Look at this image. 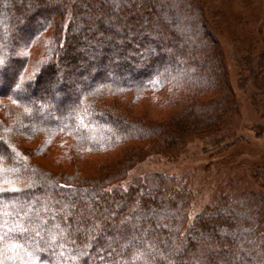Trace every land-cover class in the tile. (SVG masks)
<instances>
[{
	"label": "trees",
	"instance_id": "obj_1",
	"mask_svg": "<svg viewBox=\"0 0 264 264\" xmlns=\"http://www.w3.org/2000/svg\"><path fill=\"white\" fill-rule=\"evenodd\" d=\"M0 1V264H264L263 174L190 221L171 175L109 187L149 155L232 138L239 107L206 1ZM52 73L66 107L46 96Z\"/></svg>",
	"mask_w": 264,
	"mask_h": 264
},
{
	"label": "rangeland",
	"instance_id": "obj_2",
	"mask_svg": "<svg viewBox=\"0 0 264 264\" xmlns=\"http://www.w3.org/2000/svg\"><path fill=\"white\" fill-rule=\"evenodd\" d=\"M203 1H206L208 15H213V22L218 28L229 81L239 107V116L231 119L227 127L229 132L233 131L232 138L225 140L226 148H213L210 151L205 150L201 140H190L184 151L172 160L158 154L149 155L131 167L123 179L109 186L127 187L134 176L145 172L171 175L183 182L189 191V221L213 203L220 193L235 195L247 186L258 188L254 174L264 175V85L260 87L254 80L260 60L264 63V0ZM13 4L26 7L28 3L15 1ZM4 7L6 4L0 1V11ZM76 49L74 56L80 57L81 46L77 45ZM88 69L92 71L93 68L88 66ZM260 74L256 77L264 80V69ZM58 76L52 73L46 77L44 84H50L53 88V92H47L46 96L53 100L54 106L59 103L66 107L70 95L57 93L60 85ZM76 76L69 74L64 80L66 84L73 83V89H78L87 81L85 73L78 78ZM17 93L24 96L28 91L20 88ZM52 103L39 107L40 112H46L52 118L63 116ZM144 108V104L137 103L132 110L140 113ZM26 113L30 114L29 111ZM30 145H35V141Z\"/></svg>",
	"mask_w": 264,
	"mask_h": 264
}]
</instances>
